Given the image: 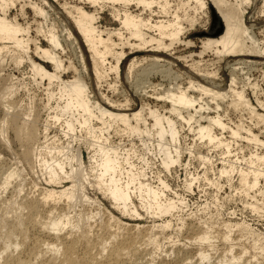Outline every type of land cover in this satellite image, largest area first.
I'll return each instance as SVG.
<instances>
[{
	"label": "bare ground",
	"instance_id": "obj_1",
	"mask_svg": "<svg viewBox=\"0 0 264 264\" xmlns=\"http://www.w3.org/2000/svg\"><path fill=\"white\" fill-rule=\"evenodd\" d=\"M59 1L0 0V139L17 162L23 165L24 171L36 173L48 185V188L43 187L40 191L37 200L19 203L20 209L30 208L36 212L42 209L44 213H49V220L43 222L40 229L51 240H47L46 236L45 239L38 237L33 242L27 262L36 264L50 253L45 264H117L120 248L109 249L114 237L110 241L101 240V252L89 259L86 255L76 257L75 245L79 241L75 237L71 241L66 238L73 232L92 230V215L84 212V206L88 204L99 206L96 217L100 216L102 220L108 214L118 228L129 233V251L140 243L151 247L154 253L164 251L162 255L171 253L176 257L175 249L164 250L166 244L173 243L172 234L167 237V233L173 229L179 238L184 224L193 215L190 213L185 218L180 214L186 211L185 199L171 187L167 178L177 168L187 171L193 159L202 164L211 163L210 154L219 149L222 151L223 166L221 169L215 168L219 174L218 181L213 182L206 173L201 177L218 192L223 189L219 180L225 176L230 189L235 191L238 188V192L244 196L254 194L253 203L249 206L264 219V185H260L264 183V153L249 151L247 159L241 148L233 155L235 160L232 161L233 143L228 140L231 138L235 142L264 147V139L242 120L232 123L227 118V112L233 109L246 111L252 119L264 123V114L259 113L246 98V84L242 83L243 87L239 88L241 80L238 74L243 71V66L264 67V44L257 40L254 32L262 24L258 26L254 15L249 14L251 6L257 3L261 4L257 14H264V0H189L195 3V10L207 18V27L212 9L224 25L223 32L217 38L204 39L203 46L205 50H213L219 58H225L221 63H225L224 68L230 73V79L227 83L223 78L218 82V71L208 74L198 66L184 65L189 73H181L177 68L178 74L173 73L169 88L155 89L152 93L146 90L147 87L132 85L130 77L135 68L143 63L161 68L160 72L167 74L178 67L175 60L180 61L179 58L168 51L181 41L180 37L186 32L183 19L177 11H170L167 0ZM17 4L20 5L19 13L12 16ZM139 5L150 10L146 21L131 11L133 6ZM87 6L94 10H88ZM154 7L165 15L162 19L154 18ZM28 8L44 21L51 14L59 20L60 33L54 23L39 28L38 35L49 44V48H43L42 43L32 39L30 26H23L18 21L19 15L26 16ZM106 10L119 24V29H101L96 24ZM190 21L197 24L194 19ZM125 34L129 37H125ZM113 36L126 40L123 46L127 45L133 51L126 53L124 47L116 50L121 44H115ZM66 46L73 49L77 66L74 60L63 59ZM35 56L42 63L36 62ZM109 58L115 63L107 67ZM7 63L13 64L16 69L29 68L30 80L36 89L44 93L43 97L37 100V93L34 92L35 95L30 94L23 100L20 93H29V86L33 87L29 85L27 90L29 82L26 84L24 79L1 73ZM110 71L121 85L124 76L126 82L123 81L129 83V89L140 100L139 105L129 95L130 91L123 87V101L110 99L101 93V83L109 77ZM70 72H73L71 79L65 77ZM251 88H256V85H251ZM150 99L155 100L156 104L153 101L152 105ZM256 102L258 106H263L258 99ZM256 128L259 129L258 126ZM14 142L20 146L19 153L11 149ZM242 162L245 166L240 165ZM23 170L10 167L0 175V197L13 181L21 178ZM233 176H237L238 181L235 187ZM198 178L187 177L184 188L191 192ZM16 189L15 197H19L23 187L18 184ZM90 190H98L122 217L131 220L146 218L151 221L150 224L130 225L113 217L104 208L100 209V201L88 195ZM255 190H259L258 194ZM170 192L174 193V197ZM257 196L261 197L260 200ZM204 208L210 211L211 204L206 203ZM223 213L217 211L214 219L221 220ZM223 219L222 228L226 231L221 232L219 230L222 228L205 223L206 230L195 243L199 245L194 247L195 244L190 243L196 250H193L195 254L192 257L183 255V260L176 264H212L216 259V264H252L253 261L248 258L250 256H247L248 251L243 253L232 245L220 250L213 241L231 242L230 233L239 229L246 233V237L253 239L254 245L264 247V232L254 229L247 221ZM12 232L10 235L14 237ZM122 240L126 239L123 237ZM6 241L8 243H4V248L0 249V264H8L11 253L23 246L8 237ZM167 241H170L169 244ZM207 243L208 247L201 246ZM43 247L46 248L41 250ZM214 254L220 256L214 259ZM111 259L115 261L112 263ZM17 260L21 259L18 257Z\"/></svg>",
	"mask_w": 264,
	"mask_h": 264
},
{
	"label": "rangeland",
	"instance_id": "obj_2",
	"mask_svg": "<svg viewBox=\"0 0 264 264\" xmlns=\"http://www.w3.org/2000/svg\"><path fill=\"white\" fill-rule=\"evenodd\" d=\"M169 4L170 11L174 12L177 11L178 14L183 19L184 23V30L185 34H183L180 39V42L175 43L172 48L168 51L169 53H172L173 56L179 58L180 61L175 60V63L178 67H174L170 70V75L167 73H161V68H154L148 63H143L142 65L135 68V71L133 74H131L130 82L134 86L138 87H147V91H154L166 89L169 88L170 83L172 80H170L173 77V73H177L178 71L188 72L189 69L186 68L184 65H190V66H198L201 70H203L205 73L208 74H216L218 71L217 77H220L218 82L221 81V78H223L224 82L228 81L230 79V73L225 70L224 64L221 63V61L225 58H219L213 50H205L203 46V40L207 38H217L212 37L213 31H211L212 26V15L210 14V24L208 27L207 24V18L203 16L202 12L196 11L194 6L195 3L189 0H167ZM59 3H63V0H60ZM261 4H253L251 8L249 9V14L252 16L254 15L255 21L257 22L258 28L255 30V36L258 41L264 44V14H257L258 9L260 8ZM20 5H16L14 9L12 10L11 15L15 16L19 12ZM88 10L93 11V8H89L87 6ZM131 11L138 15V17L143 18L144 21L149 18L150 10L143 8L142 6H133ZM154 11V18L155 19H162L165 15L162 14V11L158 7L153 8ZM263 15V16H262ZM191 19L196 20L197 24H192ZM18 21L23 25H29L31 30V37L32 39H36L38 42L42 43L43 48H49V44L42 40V37L38 35L39 28L41 25L47 24V27H49L50 23H54L56 25V30L60 33L61 32V25L59 20L53 15H50V18L47 21H44L41 17L37 16L33 10L28 8L26 16H18ZM221 21V20H220ZM96 24L100 26L101 29H119V24L115 22L110 14L109 10H106L104 13L100 15V18L96 21ZM204 34H209L207 36H199ZM125 37H129L128 34H125ZM112 40L115 44H121L117 47L116 50H119V48L124 47V51L126 53L132 52L133 50L127 47V45H124V42L126 40H121L117 36H113ZM132 42H136L135 40H132ZM32 50H34V46L31 45ZM135 52V51H134ZM64 60L72 59L76 62V66L78 65V61L75 58V53L73 49L66 46L65 54L62 55ZM35 61L38 63H42L40 58L34 57ZM108 65L110 66L111 63H115V60L112 58L108 59ZM231 60V59H230ZM236 60V59H235ZM177 61V62H176ZM6 67H3V74H11L14 77L18 79H24L25 83L27 84V90L28 86L32 85L30 88L29 86V93L28 92H21L20 95L23 100L27 99L28 96L35 95L37 93V100L41 99L43 97V92L38 89H36V86L33 85L32 81L30 80V71L29 68L26 66L20 67L19 69H16V67L13 64L5 65ZM47 66V65H46ZM243 71L238 72L241 85L239 88L243 87L245 83V95L246 98L250 101L251 105L256 107L258 112L261 114H264V67L262 66H256L254 68L243 66ZM48 69L49 65L47 66ZM178 68V69H177ZM185 68V69H184ZM251 68V69H250ZM187 69V71H186ZM125 70V68H124ZM1 71V70H0ZM190 72V71H189ZM188 72V73H189ZM73 76V72H70L69 74H66L65 77H68L71 79ZM169 76V77H168ZM122 85L119 81V79L116 78V75L110 71L109 77H107L105 80L101 83V93L105 96H107L110 99L117 100V101H123V94H122V87L126 89V91H130L129 95L136 100V103L139 105L140 100L138 97L136 98L133 94L132 90L129 89V83L126 84L125 78L122 75ZM174 78V77H173ZM226 79V80H225ZM125 82H124V81ZM186 81V80H185ZM180 81V82H185ZM221 83V82H220ZM227 83V82H226ZM256 85V88H251V85ZM116 86V87H113ZM186 86V84H184ZM127 87V88H126ZM225 87V83H224ZM36 89V90H35ZM35 92V93H34ZM27 93V94H26ZM43 93V94H42ZM256 99H258L260 102L263 103V106H258ZM152 105L156 101L155 100H149ZM154 101V102H153ZM162 104V103H158ZM0 118H1V112H0ZM227 118L231 119V122L237 123L239 120H242V122L248 126L254 128L256 131L255 134H258L264 139V132H262L264 128V123L258 121L257 119H252L250 114L248 112H238L234 111L233 109H229L227 112ZM231 123V124H232ZM255 126H258V128L255 129ZM260 131V133H258ZM13 136L10 134V137ZM224 136L230 137V135L225 134ZM12 138V137H11ZM229 141H231L233 144L231 145L234 149L232 151V161L235 160V155L241 148L244 149L243 155L248 159L250 156V152H256L258 150L260 153H264V147L259 146L256 147L248 142H240L229 138ZM12 150L19 153L20 146L17 142H14L11 147ZM247 149V151H245ZM205 153L206 150H203ZM221 150H217L216 152H212L210 155L212 156V162L208 164H202L201 161L197 162L196 159H193L188 166V170L186 171L184 168H177L176 172H173L172 175L168 176V182L171 185L172 188H174L177 193L182 196V198L185 199V205H186V211L180 213L185 218L190 215V213L193 215L192 217L188 218L186 223L184 224L183 232L178 238V233L174 231L173 229L170 230L167 234V237H169L171 234L173 237V243L170 244L167 241L169 245H165L166 248L164 250L170 251L171 248L176 252V257L174 255H170L169 253L167 255H162V252L164 251H157L153 252L151 251V247H147L145 244L138 243L135 248H133L131 251L128 249L130 248L131 244L129 243L130 240H128L129 233H126V230L122 228H118L115 222L110 218L108 214H105L102 217V220L100 219V216L96 217V213L99 211V206L95 205H85L84 212L87 213V215H92L90 217V223H91V231L85 230L84 232H73V234L66 235V238L68 241H71L74 237L76 238L78 244H76V257L79 258L83 257L84 255L87 256V259L89 257H95L98 255V253L101 252L100 245L101 240L110 241L112 237V242L109 246V249H114L115 247H119V258L117 264H176L179 263V261L183 260V258L191 256L192 254H195L196 242L199 241V236L202 235L205 230L206 226L205 223H209V225H215L218 228H222L221 220L224 218L225 220H228L229 218L233 219L234 221H247V223L250 224L251 227L254 229H258L261 232H264V219L260 216L258 211H255L252 209L249 205L253 203L252 196L254 194H251V196H244L241 193H239V189L235 188L230 189L228 180L225 176L221 178L219 181L223 184V189H221L219 192L212 187V185L203 179L204 173L208 174L210 180L213 182L218 181L219 174L216 172V169L222 168V156ZM248 152V153H246ZM249 156H248V155ZM85 158L87 160V154L84 153ZM243 155H241L240 161H242ZM246 163V162H245ZM213 164V165H212ZM206 165V166H205ZM240 165L245 166V164L242 162ZM209 166V167H207ZM212 169H211V167ZM19 168L20 170H23V165L15 159L14 155L11 154L10 150L5 147V145L1 142L0 139V175L7 171L8 168ZM196 168V169H195ZM216 168V169H215ZM185 170V172H184ZM215 173H213V171ZM192 171V172H191ZM22 175L20 179H16L13 181L11 187L0 197V249L4 248V243H8L6 241V237L8 239H12V242L16 243L18 241L19 244H22L21 248L17 251H13L11 254L12 257H10L7 260L8 264H29L27 261H29V252H31V248L33 247L34 243L38 239H50L48 238V234L45 233L42 229V223L47 222L49 220V213L43 212L42 209L39 211H34L30 208H24L20 209L19 203H24L28 201H35L40 196L38 195L40 191L43 190V187L48 188L47 183L44 181L43 178L39 177L36 173H28L27 171H22ZM179 172V173H178ZM190 172L189 174H187ZM194 174V175H191ZM217 173V175H216ZM213 174V175H212ZM37 175V176H36ZM177 175V177H176ZM190 175V176H189ZM0 176V177H1ZM192 176L199 177L198 181L195 182L193 185L191 192L190 190H187L184 188L185 179L188 177L190 179ZM215 178H214V177ZM217 178V179H216ZM1 179V178H0ZM181 179V180H180ZM22 181L24 183H22ZM233 182H235L233 185L234 187L237 186V176H233ZM20 184L23 187V191L20 193L19 197L16 196V186ZM23 184V185H22ZM264 185L262 182L260 185ZM262 185V186H263ZM197 186V187H196ZM261 187V186H260ZM176 188V189H175ZM184 188V189H183ZM263 187H261V190ZM237 189V190H236ZM39 192H38V191ZM187 190V191H186ZM224 190V191H223ZM232 190V191H231ZM189 191V192H188ZM258 194L257 191L255 190ZM264 191V190H263ZM237 192V193H236ZM254 192V191H253ZM35 193V194H33ZM170 192V195L174 197V193ZM92 199L100 201L102 204V207L100 209L104 208V211H108V213L112 214L113 217L121 220L124 223L133 225V224H139L141 226H148L150 224L149 219H139V220H131L127 217H122V215L115 210L114 207H112V204L107 201L104 196L98 191V190H90L88 194ZM260 200V196L256 197ZM18 199V201H16ZM12 203H16V205H12ZM206 203L211 204V210L208 211L206 208H204V205ZM223 206V209H222ZM46 206L45 208H47ZM20 209V210H19ZM66 212L68 211L67 208H64ZM81 210V209H79ZM217 211H220L223 213L222 219H214L215 213ZM91 212V213H90ZM233 212V214H232ZM231 213V217H230ZM220 214V213H219ZM235 214V215H234ZM234 215V216H233ZM225 216V217H224ZM229 217V218H228ZM94 219V221H92ZM223 219V220H224ZM149 220V221H148ZM22 222V223H21ZM174 223L176 224L175 220ZM212 230H214V227H211ZM11 231L14 233V237L10 235ZM42 231V233H41ZM221 232H224V228L222 230H219ZM171 232V233H170ZM46 234V235H45ZM177 234V235H175ZM43 236V237H42ZM46 236V237H45ZM246 233L244 231H240L239 229L233 230V232L230 233V239L233 241L229 242H216V240L213 241L214 245H218V249H222L229 246H234L239 251H242L243 253H247V256L249 260L253 261L252 264H264V247H262L261 244L254 245L255 243L251 237H246ZM42 237V238H41ZM45 237V238H44ZM126 240H122V238ZM246 237V238H245ZM51 240V239H50ZM115 240V241H114ZM34 242V243H33ZM124 242V243H123ZM123 243V244H121ZM190 243H194L195 245L191 246ZM232 243V244H231ZM211 244V243H210ZM207 246V244H202L201 246ZM108 246V245H107ZM191 246V247H190ZM205 246V248H206ZM209 246V245H208ZM207 246V247H208ZM46 247L41 248L45 249ZM168 248V249H167ZM192 249V252L190 251ZM220 249V250H221ZM193 250H195L193 252ZM191 252V253H190ZM214 253V252H213ZM251 254V255H250ZM184 255V257H183ZM214 254V259L219 257L220 255ZM20 258L21 260H17V258ZM50 257V253L45 255L44 257L40 258L38 261H36V264H45L44 262L48 261ZM164 257V258H162ZM168 257V258H166ZM170 257V258H169ZM223 258L229 256H222ZM154 258V260H152ZM159 258V259H158ZM182 258V259H181ZM217 260V259H216ZM216 260H213L212 264H216ZM22 263H19V262ZM112 263L115 261V259L110 260ZM178 261V262H177ZM196 262V261H195ZM205 264V262H203ZM200 263V264H203ZM198 264V262L196 263ZM250 264V263H246Z\"/></svg>",
	"mask_w": 264,
	"mask_h": 264
},
{
	"label": "water",
	"instance_id": "obj_3",
	"mask_svg": "<svg viewBox=\"0 0 264 264\" xmlns=\"http://www.w3.org/2000/svg\"><path fill=\"white\" fill-rule=\"evenodd\" d=\"M223 26L224 25L220 21L218 15L212 9V26H211L212 27L211 28L212 30L211 31H213V33L210 36H212V37H218L223 32V29H224ZM207 35H209V34L202 33V35H199V36L203 37V36H207Z\"/></svg>",
	"mask_w": 264,
	"mask_h": 264
}]
</instances>
